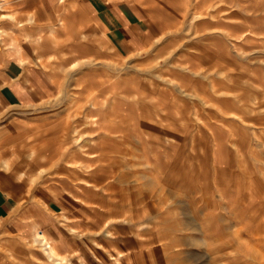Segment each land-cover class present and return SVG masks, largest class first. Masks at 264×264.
<instances>
[{
    "label": "rangeland",
    "instance_id": "rangeland-1",
    "mask_svg": "<svg viewBox=\"0 0 264 264\" xmlns=\"http://www.w3.org/2000/svg\"><path fill=\"white\" fill-rule=\"evenodd\" d=\"M30 1L0 0V27L53 61L56 88L0 113V173L19 168L0 187L68 204L53 215L69 236L108 237L56 249L4 229L0 264H264V0H114L147 26L123 54L87 26V0H50L52 15ZM45 130L51 163L30 171L1 141Z\"/></svg>",
    "mask_w": 264,
    "mask_h": 264
},
{
    "label": "crops",
    "instance_id": "crops-1",
    "mask_svg": "<svg viewBox=\"0 0 264 264\" xmlns=\"http://www.w3.org/2000/svg\"><path fill=\"white\" fill-rule=\"evenodd\" d=\"M24 1L29 3V0ZM32 1L40 12L43 13L47 8V10H50L48 11L50 15L54 13V6L50 0H31L30 2ZM87 3L88 9L85 8L84 11L80 10V13L85 17L84 19L89 20L88 17L91 18L87 26L92 28L91 25H96V29L103 34L101 35L103 41L106 44L110 43L115 52L123 54L126 51H132L141 47L143 38L147 32V26L145 21L138 17L135 10L128 3L114 0L110 2H106L105 0H87ZM3 25L1 24L3 28L0 27V113L10 107L35 104L53 94L56 88L55 81L51 79L53 76L51 72L56 67L52 63L53 61L45 58L44 55L37 56L39 53L33 52L34 47L32 45H28V43L26 45V41L16 36L6 25ZM69 129L70 127H61L59 136L64 137ZM52 132V130H45V132L38 131L37 135L32 136L33 138L22 139V143L25 144L24 151H28L24 156L25 160L22 166L25 165L27 171L35 168V166L51 163V158L47 156L50 153L49 146L44 148V150H47L38 154L32 153L30 146L35 147L40 142L46 145H48V142H53L56 137H51L53 135ZM12 135L15 134L11 132L9 134L8 132L1 141L12 137ZM36 139H39V141L31 143V141ZM71 151L74 152L75 150L71 149ZM11 154L5 153V156L9 157ZM44 156H46V160L42 163L41 158ZM33 161H38V164L35 165ZM17 167L18 165L16 164L11 169L12 171L0 173V178L5 183H10L16 170L19 169ZM25 172H18V177L25 176ZM47 199V197L44 199L39 195L35 201L31 200V202L19 205V197L16 193L0 187V232L7 229L26 239L31 238L34 231H38L39 234H44L55 245L56 249H59L60 243L66 244V240L69 237H84V239L87 237L93 244V239H95L93 236L101 240L108 237L104 231H100L102 228L95 231L89 228L85 232L80 230L74 236L65 234L66 232L59 227L65 224H62L59 216V219L56 220L53 214L60 213L57 210L60 211L62 209L63 211L68 209V204L61 203L60 201L58 203L51 202ZM68 227L71 229H68ZM68 227L66 228L68 233L72 234L74 228ZM99 231L100 234H98ZM62 237L66 240L62 239ZM32 244H37L36 236H34ZM95 245L96 247L100 246ZM41 250L43 252L41 254L43 260L45 257H48L50 260L49 256L53 257L52 253H55L53 249H49V246H41ZM104 259L102 258L101 260L102 264H106V259Z\"/></svg>",
    "mask_w": 264,
    "mask_h": 264
},
{
    "label": "bare ground",
    "instance_id": "bare-ground-1",
    "mask_svg": "<svg viewBox=\"0 0 264 264\" xmlns=\"http://www.w3.org/2000/svg\"><path fill=\"white\" fill-rule=\"evenodd\" d=\"M179 88V87H178ZM66 131V130H65ZM25 134V133H24ZM37 135V134H36ZM22 136H24V135H13L12 137H8V138H6L7 140H11V141H15V143H16V146L18 145V150H20V149H22V148H25V144L24 143H22L23 142V138L22 139H18V138H21ZM27 140V139H26ZM25 140V141H26ZM47 147V145L46 144H44V143H38V145H35V147H31L30 146V150H31V152L32 153H34V154H38L39 152H44L45 150H44V148H46ZM71 151V150H70ZM69 151L67 150V149H65V150H63V152L61 153V157H62V155L64 154H66V153H68ZM12 154L13 155H18L17 154V151L15 152V150H13L12 151ZM11 163V162H10ZM12 164V163H11ZM10 164H8V163H4V165H3V168L4 169H9L10 167ZM39 237L40 236H36V240H38V241H41V239H39Z\"/></svg>",
    "mask_w": 264,
    "mask_h": 264
}]
</instances>
